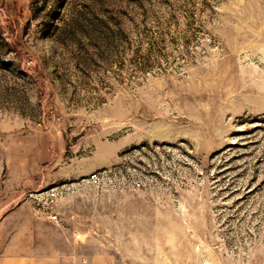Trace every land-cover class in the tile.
<instances>
[{"label": "rangeland", "instance_id": "obj_1", "mask_svg": "<svg viewBox=\"0 0 264 264\" xmlns=\"http://www.w3.org/2000/svg\"><path fill=\"white\" fill-rule=\"evenodd\" d=\"M0 264H264V0H0Z\"/></svg>", "mask_w": 264, "mask_h": 264}, {"label": "built area", "instance_id": "obj_2", "mask_svg": "<svg viewBox=\"0 0 264 264\" xmlns=\"http://www.w3.org/2000/svg\"><path fill=\"white\" fill-rule=\"evenodd\" d=\"M109 177L107 171L104 172H95L91 174L88 178V183L93 186H100L105 182ZM63 196V191L59 187L52 188L46 191L44 194H34L31 198L36 207H39L38 212L52 222L59 223L61 222V214L58 210L59 202ZM75 239H80L82 234L78 231H75L73 234ZM86 263V260H84Z\"/></svg>", "mask_w": 264, "mask_h": 264}]
</instances>
